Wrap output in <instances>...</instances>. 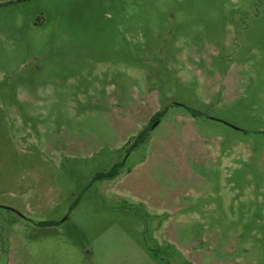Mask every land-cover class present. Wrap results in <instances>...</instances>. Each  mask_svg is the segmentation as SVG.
Returning <instances> with one entry per match:
<instances>
[{"label": "rangeland", "instance_id": "374dc122", "mask_svg": "<svg viewBox=\"0 0 264 264\" xmlns=\"http://www.w3.org/2000/svg\"><path fill=\"white\" fill-rule=\"evenodd\" d=\"M0 264H264V0H0Z\"/></svg>", "mask_w": 264, "mask_h": 264}, {"label": "trees", "instance_id": "16d2710c", "mask_svg": "<svg viewBox=\"0 0 264 264\" xmlns=\"http://www.w3.org/2000/svg\"><path fill=\"white\" fill-rule=\"evenodd\" d=\"M115 169H116V167L114 166L111 171L99 174L95 178L101 180V179H105V178H108V177H112L113 175L115 176V174H116L115 173ZM48 225H51V224H48Z\"/></svg>", "mask_w": 264, "mask_h": 264}]
</instances>
